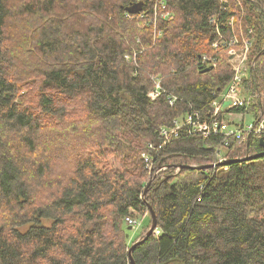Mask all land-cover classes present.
Here are the masks:
<instances>
[{"label":"trees","instance_id":"obj_1","mask_svg":"<svg viewBox=\"0 0 264 264\" xmlns=\"http://www.w3.org/2000/svg\"><path fill=\"white\" fill-rule=\"evenodd\" d=\"M164 1L0 0V264H131L125 217L150 207L162 233L145 239L151 218L137 264H264V133L231 137L227 169L179 168L214 163L224 135L185 131L159 148L162 127L206 113L233 79L226 56L201 72L214 16L252 42L250 106L228 113L264 121V0ZM15 27L27 45L34 35L22 55L7 45ZM153 74L167 91L154 101Z\"/></svg>","mask_w":264,"mask_h":264},{"label":"built area","instance_id":"obj_2","mask_svg":"<svg viewBox=\"0 0 264 264\" xmlns=\"http://www.w3.org/2000/svg\"><path fill=\"white\" fill-rule=\"evenodd\" d=\"M162 8L166 7V2L159 0ZM222 2L227 3L228 0H222ZM156 16L152 19L154 30L156 27L155 21H158V10H154ZM168 12H163V16H168ZM217 16H214L211 20L212 24L217 28V33L219 39L213 43L214 52L211 55H206L202 59V63L205 66H217L220 58L226 56L228 63L232 66L234 71L233 79L230 84L225 88L220 94H216V98L212 101L210 108L206 113L195 109L187 114H183L180 117L173 119V123L164 126L161 129L160 135L163 138L162 144L159 148H162L169 144L170 142L178 139L183 132L186 131L189 135H194L196 133L203 134L205 137H210L213 134L224 135L223 146H219L215 150L214 163L220 164L223 168L227 169L229 166V158L224 153V146L229 144L228 140L232 137L239 139L241 142H246L248 135L251 133H257L262 137L264 131V121L256 126V123L253 121L250 125L247 126H236L232 127L231 124L225 120V115L229 110L235 107H245L248 108L252 99V95L247 93L244 89V80L248 73L249 64L248 56L250 52L251 41L245 37L244 31L240 28L239 30L232 29L228 35L221 29V25L217 23ZM235 17L232 16L228 20L230 27H234ZM251 32V31H250ZM249 32V33H250ZM160 35V33H159ZM128 58H130L128 56ZM152 79L155 82V87L147 93V96L154 101L158 99L162 94H167V91L163 88L162 82L159 77L152 75ZM171 98L172 95H169ZM178 98L174 97L170 100V103L173 104ZM148 148L150 150L154 149L152 144H149ZM145 160V164L148 167L153 169L155 167L153 157L148 150L142 153ZM167 169V166H158L156 173L161 170ZM126 221L133 224L134 227L139 226L138 219L134 218L132 215L127 216ZM154 234L159 235L162 233V228L156 226L154 228Z\"/></svg>","mask_w":264,"mask_h":264},{"label":"rangeland","instance_id":"obj_3","mask_svg":"<svg viewBox=\"0 0 264 264\" xmlns=\"http://www.w3.org/2000/svg\"><path fill=\"white\" fill-rule=\"evenodd\" d=\"M150 23H151V20L149 22V25H150ZM10 24L11 25H9V26L12 27V25L14 23H10ZM8 31H9V36L11 37V40H9L7 42L8 47H10L13 52L18 51L19 48L22 49L21 50L22 51L21 52V55L25 51L28 52L29 51V48H31V44H33L32 43V39H34V35L32 33V30L30 31V33H31V41L29 42L28 45H27V41H26L27 37L19 29H17L15 27L13 30L10 29ZM6 34H7V32H6ZM32 54H33L32 60L36 61V58L38 59V54H36L34 52ZM125 56H126L127 59H130L131 58V56H129L128 54H125ZM128 56L130 58H128ZM27 62H29V61H27ZM24 79H27V78H24ZM22 93H27V89H24L22 91ZM242 115H243V113H238V112L235 113V112L232 111V113H227L226 114V119L231 122V126L232 127H236L238 125L247 126V125H250V123H252L255 120V118H253V115L250 112L249 113H246L243 116ZM49 144H50V148L52 147V149H54L56 153L61 154L62 148L64 146L62 143L59 144V143H56V142H51ZM49 144H48V146H49ZM135 216H137V215H135ZM135 216H133V217L136 218V219H138V222L140 223L138 227H134L133 224L131 225V223H129L126 220H125V222L128 224V227L129 226L132 227L131 232H133V233H132L131 240H135L136 241V240H138V239L141 238V235H142L141 234L142 233L141 231L143 230V228L145 226H147L149 224L151 218H150V215H149L148 212H145L144 215L140 214L137 217H135ZM47 224L50 225L51 222H47ZM166 264H181V262L179 260L174 259L173 261H170V262H168Z\"/></svg>","mask_w":264,"mask_h":264},{"label":"water","instance_id":"obj_4","mask_svg":"<svg viewBox=\"0 0 264 264\" xmlns=\"http://www.w3.org/2000/svg\"><path fill=\"white\" fill-rule=\"evenodd\" d=\"M141 4V3H140ZM128 9L129 10H132V8L131 7H128ZM214 67L213 66H207L205 69H203L201 72H203V73H206L207 71H210V70H212ZM260 144L264 147V138L262 137L261 139H260ZM263 154H264V152H263ZM257 155H260V154H257ZM253 156L251 155V156H247V157H245V158H243V159H251ZM240 159H242V158H240ZM239 158L238 159H236V160H240ZM231 161V160H230ZM229 161V162H230ZM220 164H216V163H212L211 165H184V166H180L179 168H180V170H182V169H184V168H189V169H209V168H211V167H214V166H219ZM150 212H151V218H152V224H151V227L147 230V233H146V236H145V239H146V237H148V236H150V235H152L153 233H154V228L157 226V224H158V218H157V216H156V213H155V210H154V208L153 207H150ZM130 230L132 229V227L131 226H129L128 227ZM143 238H140V239H138V240H136L133 244H132V247L129 249V258H130V260H131V264H137L136 263V260L134 259V257H133V250H134V247H135V245L138 243V242H140L141 240H142Z\"/></svg>","mask_w":264,"mask_h":264}]
</instances>
